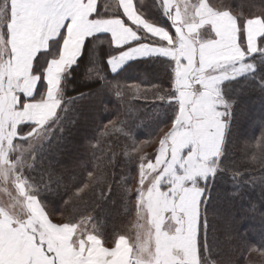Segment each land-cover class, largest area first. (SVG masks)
Listing matches in <instances>:
<instances>
[{"label":"snow or ice","instance_id":"obj_1","mask_svg":"<svg viewBox=\"0 0 264 264\" xmlns=\"http://www.w3.org/2000/svg\"><path fill=\"white\" fill-rule=\"evenodd\" d=\"M158 3L174 31L147 19L137 0H117L120 15L111 16L101 15V0H0V264H240L205 254L201 233L218 219L205 208L209 178L228 172L239 183L241 165L264 174V131L239 141L243 164L224 159L235 100L223 88L255 71L245 61L264 53V0L239 8L227 0ZM101 32L110 33V47L122 49L109 57L114 71L126 59L168 58L170 87L136 84L131 91L133 99L175 105L174 118L157 139L138 141L118 117L85 145L89 160L68 167L48 159L44 166L40 152L61 113L76 103L65 95L67 77L89 38ZM86 78L103 80L121 103L128 101L127 85L107 81L99 67ZM114 135L124 140L119 152L109 143ZM153 143L149 156L143 149ZM121 157L137 165L134 192L127 177L117 185L134 206L136 233L106 239L93 213L108 200ZM44 192L67 197L61 219L41 199ZM226 238L244 243L242 264H264V244L235 233Z\"/></svg>","mask_w":264,"mask_h":264},{"label":"trees","instance_id":"obj_2","mask_svg":"<svg viewBox=\"0 0 264 264\" xmlns=\"http://www.w3.org/2000/svg\"><path fill=\"white\" fill-rule=\"evenodd\" d=\"M222 3L224 0H216ZM233 8L241 4L254 3L259 5L261 0H227ZM161 11L155 7L154 15L161 17ZM101 15H120L116 0H101ZM91 44L86 43L84 54L72 67L67 77L65 95L76 100L68 111L62 112L63 119L54 127L51 140L40 152L39 159L47 164L48 159H58L61 164L71 167L74 163L89 160V153L85 145L96 138L103 126L111 120L119 119L126 122L138 141L157 139L155 136L166 125L170 124L175 115V105L154 99H133L136 95L131 86L139 84L142 89L152 85H162L165 89L170 87V71L167 65L168 58L152 56L129 62L118 72H112L109 67V57L116 56L121 48L110 47L109 34H97L89 38ZM246 62L251 63L255 71L238 76L224 82L223 88L227 99L235 100L232 106L231 127L228 134L226 162L243 164L245 161L240 151V140L259 139L264 131V53L250 55ZM93 67H99L107 81L115 84L127 85L125 95L126 103L114 95L101 79H88L86 73ZM155 91V90H153ZM84 99H81V96ZM151 97V93H149ZM63 107V106H62ZM61 128L63 131H61ZM235 140L236 147L233 148ZM119 152V145L124 143L123 137L115 135L109 141ZM145 144L144 151L156 148ZM230 166H233L230 164ZM40 165H37L39 169ZM246 165H241L244 172L241 181L233 180L231 173H218L215 179L208 182V199L205 208L209 213H215L218 219L213 221L201 233V240L212 251L214 259H238L240 264L244 260V243L229 241L226 237L235 233L253 245L264 244V174L259 171H244ZM112 191L108 193L101 208L93 213V223H97L106 239H112L118 233H129L133 219L136 216L134 206L124 201L117 185L120 180L127 177L129 187L134 189L135 183L131 178L137 174L135 163L125 164L124 158L117 160L113 169ZM38 171L31 175L38 176ZM67 179V177H66ZM82 179V175L78 180ZM135 194L130 196L134 201ZM41 199L55 211L54 219H61L64 210L62 193L54 194L44 192ZM255 206V211H252ZM85 211H91L88 207Z\"/></svg>","mask_w":264,"mask_h":264},{"label":"crops","instance_id":"obj_3","mask_svg":"<svg viewBox=\"0 0 264 264\" xmlns=\"http://www.w3.org/2000/svg\"><path fill=\"white\" fill-rule=\"evenodd\" d=\"M116 2H117V0H116ZM137 7L140 11H142L144 13L145 17L147 19H149L150 21L157 23L158 25L165 27L166 29H168L170 31H174V28L172 27V21L167 16L164 15L162 9L159 7L158 0H137ZM155 7H157L161 11V13H162L161 17L154 15V8ZM97 34H109L110 35V33H107V32H101V33H97ZM97 34H95V35H97ZM110 37H111V35H110ZM116 56L118 57V55H116ZM148 57H152V56H148ZM148 57H135V58H131V59H126L120 63V65L117 67V69L115 71L113 70L112 65L109 62V60H108V63H109L110 70L115 73V72H118L119 70H121L126 64H128L131 61L138 60V59H144V58H148Z\"/></svg>","mask_w":264,"mask_h":264},{"label":"rangeland","instance_id":"obj_4","mask_svg":"<svg viewBox=\"0 0 264 264\" xmlns=\"http://www.w3.org/2000/svg\"><path fill=\"white\" fill-rule=\"evenodd\" d=\"M245 63H249V62H245ZM251 64V63H250ZM252 71H246L244 72L243 74L239 75V76H242V75H245V74H248ZM230 80V79H229ZM226 82V81H225ZM155 152V148L154 149H151L150 151H147L146 153L149 155V156H152ZM211 180V178H209V181ZM208 181V182H209ZM203 183V182H202ZM208 184V183H207ZM137 186V185H136ZM58 220V219H57ZM136 216L134 217L133 219V223H132V227L130 229V232L128 233V235H130V237L134 238L135 237V233H136V228L134 227V225L136 224Z\"/></svg>","mask_w":264,"mask_h":264}]
</instances>
